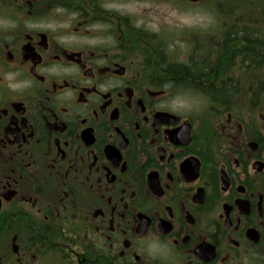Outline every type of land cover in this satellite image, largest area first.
<instances>
[{"label": "flooded vegetation", "instance_id": "obj_1", "mask_svg": "<svg viewBox=\"0 0 264 264\" xmlns=\"http://www.w3.org/2000/svg\"><path fill=\"white\" fill-rule=\"evenodd\" d=\"M228 1L0 0V264H264V17Z\"/></svg>", "mask_w": 264, "mask_h": 264}, {"label": "rangeland", "instance_id": "obj_2", "mask_svg": "<svg viewBox=\"0 0 264 264\" xmlns=\"http://www.w3.org/2000/svg\"><path fill=\"white\" fill-rule=\"evenodd\" d=\"M224 1V0H223ZM242 0H239V3H235L239 5V9H237V16L242 17V18H246L249 17V14L251 15V17L253 18H259L260 21H263L262 15L264 17V2L262 3L261 0H249V5H247L246 1L240 4ZM226 4L229 7V1L226 2L225 0V6ZM244 6H248L246 9H243ZM157 11H155L157 14L155 15L156 17V22L150 25H147V27H153V28H160V33L161 34H168L171 33L173 34V36L175 37H182L183 34H186L188 31L186 29L191 28V30H194L195 33L198 32V29L200 27V25H202V23H204V21L201 19L202 15L200 14V11L198 10H193L191 9L190 11H186V10H182V9H178L175 8L171 11V13L169 12V6H165V5H160V3L158 4ZM229 9V8H228ZM226 8L225 11V15L226 16H231L230 14V10H228ZM167 12H169L167 14ZM257 13H262L261 15H257ZM169 17H173V22H169L167 20V18ZM210 14L208 11V15L206 18V23L205 26L210 23L209 20ZM205 26H201V28L205 27ZM174 38V37H173ZM175 39V38H174ZM174 39L171 41H164L167 45L168 48H170V53L168 55V57H179L181 56V53L183 51V49H185V46L183 44H181V41H175ZM182 40V39H181ZM180 99L178 100L179 102L175 101L174 103V108L181 110V111H186V109H190L191 112H193L194 110L197 109V104L196 101L194 99H192L191 97H179Z\"/></svg>", "mask_w": 264, "mask_h": 264}, {"label": "trees", "instance_id": "obj_3", "mask_svg": "<svg viewBox=\"0 0 264 264\" xmlns=\"http://www.w3.org/2000/svg\"><path fill=\"white\" fill-rule=\"evenodd\" d=\"M247 7L246 6H244L243 7V9H246ZM264 12V11H263ZM262 12V13H263ZM262 13H257L256 12V14L259 16V15H261ZM251 14V13H250ZM264 14V13H263ZM262 18H263V15H262ZM254 27H255V29H254V32L255 33H261V32H264V25L263 24H261V23H255V25H254ZM259 38H254V40L255 41H259L258 40ZM205 91H206V93H207V95L209 96V97H212V98H215L216 96H217V88H210V87H208V88H205Z\"/></svg>", "mask_w": 264, "mask_h": 264}]
</instances>
